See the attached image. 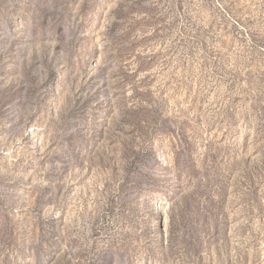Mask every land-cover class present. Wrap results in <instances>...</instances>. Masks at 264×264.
Listing matches in <instances>:
<instances>
[{
	"label": "rangeland",
	"instance_id": "obj_1",
	"mask_svg": "<svg viewBox=\"0 0 264 264\" xmlns=\"http://www.w3.org/2000/svg\"><path fill=\"white\" fill-rule=\"evenodd\" d=\"M0 264H264V0H0Z\"/></svg>",
	"mask_w": 264,
	"mask_h": 264
}]
</instances>
